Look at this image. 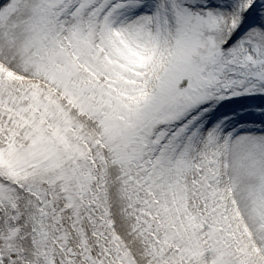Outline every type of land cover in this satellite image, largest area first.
<instances>
[{"label": "snow or ice", "instance_id": "1", "mask_svg": "<svg viewBox=\"0 0 264 264\" xmlns=\"http://www.w3.org/2000/svg\"><path fill=\"white\" fill-rule=\"evenodd\" d=\"M0 264H264V0H0Z\"/></svg>", "mask_w": 264, "mask_h": 264}]
</instances>
